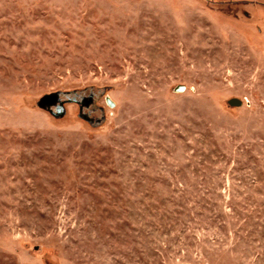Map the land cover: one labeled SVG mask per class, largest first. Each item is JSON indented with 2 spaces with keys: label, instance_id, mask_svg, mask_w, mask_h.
Here are the masks:
<instances>
[{
  "label": "rangeland",
  "instance_id": "1",
  "mask_svg": "<svg viewBox=\"0 0 264 264\" xmlns=\"http://www.w3.org/2000/svg\"><path fill=\"white\" fill-rule=\"evenodd\" d=\"M0 264H264V0H0Z\"/></svg>",
  "mask_w": 264,
  "mask_h": 264
},
{
  "label": "flooded vegetation",
  "instance_id": "2",
  "mask_svg": "<svg viewBox=\"0 0 264 264\" xmlns=\"http://www.w3.org/2000/svg\"><path fill=\"white\" fill-rule=\"evenodd\" d=\"M93 94H89L88 97H84V96H80V101H81V105L82 107L86 108V109H89L91 104L93 103ZM55 101H57L54 105H51L49 107H55V108H58V110H60V103H61V100L59 98V96L57 95L55 98H54Z\"/></svg>",
  "mask_w": 264,
  "mask_h": 264
},
{
  "label": "water",
  "instance_id": "3",
  "mask_svg": "<svg viewBox=\"0 0 264 264\" xmlns=\"http://www.w3.org/2000/svg\"><path fill=\"white\" fill-rule=\"evenodd\" d=\"M56 96H57L56 94H53V95H48V96L43 97V99H41L39 103L40 107H47V106L54 105L57 102L54 100ZM232 103H237V101H233Z\"/></svg>",
  "mask_w": 264,
  "mask_h": 264
},
{
  "label": "crops",
  "instance_id": "4",
  "mask_svg": "<svg viewBox=\"0 0 264 264\" xmlns=\"http://www.w3.org/2000/svg\"><path fill=\"white\" fill-rule=\"evenodd\" d=\"M232 1V0H231Z\"/></svg>",
  "mask_w": 264,
  "mask_h": 264
}]
</instances>
